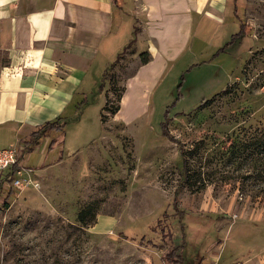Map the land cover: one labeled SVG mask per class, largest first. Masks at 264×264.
Listing matches in <instances>:
<instances>
[{
  "label": "rangeland",
  "instance_id": "rangeland-1",
  "mask_svg": "<svg viewBox=\"0 0 264 264\" xmlns=\"http://www.w3.org/2000/svg\"><path fill=\"white\" fill-rule=\"evenodd\" d=\"M206 3L176 0L175 44L155 78L151 54L149 76L139 75L151 42L138 47L148 5L134 6L140 28L113 79H95L64 133L54 130L33 156L23 150L13 178L31 186L0 185V264H168L184 241V264H264V199L242 195L236 165L223 166L226 152L264 125V0ZM243 24L246 35L234 40ZM207 156L215 174L204 184ZM175 201L181 220L170 217Z\"/></svg>",
  "mask_w": 264,
  "mask_h": 264
},
{
  "label": "crops",
  "instance_id": "crops-1",
  "mask_svg": "<svg viewBox=\"0 0 264 264\" xmlns=\"http://www.w3.org/2000/svg\"><path fill=\"white\" fill-rule=\"evenodd\" d=\"M164 1L161 6V0H0V149L22 147L46 123L61 119L67 124L76 116L82 100L97 88L95 79H104L140 28L133 12L136 4L148 5L149 21L138 30L136 41L141 47L147 37L151 42L147 52L153 57L139 75L145 76L148 67L155 78L158 63L176 37L170 25L176 0ZM192 1L197 9L207 4L183 0L184 6ZM163 25L167 29L162 35ZM133 91L126 93L122 104ZM58 133L50 131L40 142ZM54 142L39 158L41 167L57 153L62 138ZM37 147L31 148V156Z\"/></svg>",
  "mask_w": 264,
  "mask_h": 264
},
{
  "label": "trees",
  "instance_id": "trees-1",
  "mask_svg": "<svg viewBox=\"0 0 264 264\" xmlns=\"http://www.w3.org/2000/svg\"><path fill=\"white\" fill-rule=\"evenodd\" d=\"M246 25L243 24L241 26V30L237 35H234V40H240L246 35L245 32ZM135 44V38L130 41L128 46L123 50V52L118 56L117 60L112 64L111 67L107 68L104 74V81H109L113 79V75L111 72L113 71L116 64L122 59L123 56H125L130 47ZM141 61L142 65H147L149 60V53H143L141 54ZM120 110H118L119 112ZM116 112V113H118ZM66 123H62L61 119L55 121V122H49L44 125L40 130L37 132H34L31 135L30 141L24 143V147L27 148L29 154L31 155L34 150L31 148H34V146H39L40 140L46 136V134L50 131H64L66 127ZM166 136L170 139V134L168 131L165 132ZM55 145V142L52 141L49 144L48 151H50ZM225 157V164H232L236 165V168L232 172V176H236L239 179L240 182V188L239 191L242 195H247L250 198H262L264 199V188L256 187L258 183L264 182V125H261L260 127H257L255 130H251L250 133H246L244 135L243 141L239 143V145H233L223 156ZM215 158L207 156L205 158V164L207 167L212 170L207 175V178H204V184L211 183V175L215 174V171H213V165L215 162ZM184 165L187 167V161L186 158L184 159ZM246 166L247 169H243V167ZM17 167L13 170L10 176H13L15 174ZM251 170V171H250ZM230 175H226L223 178H234ZM13 194L12 191L9 192V196L5 199L4 206L8 207V200L10 196ZM1 214V209H0ZM184 215V211H181L176 207V201H175V209L174 213L170 216L173 219H180ZM225 218H217L216 221H224ZM124 240L128 239V236L126 234H122L121 236ZM186 248L187 244L186 241H184L179 247L173 249L170 253H168L165 258L168 264H184L185 263V255H186ZM185 250V251H184ZM198 264H204L203 259Z\"/></svg>",
  "mask_w": 264,
  "mask_h": 264
},
{
  "label": "built area",
  "instance_id": "built-area-1",
  "mask_svg": "<svg viewBox=\"0 0 264 264\" xmlns=\"http://www.w3.org/2000/svg\"><path fill=\"white\" fill-rule=\"evenodd\" d=\"M23 150L28 152L27 148L24 146H13L0 149V184L8 183L9 188L17 189L31 186L30 181H24V179L16 180L13 178L14 175L20 173V171L24 169L23 164L25 163V156L23 155ZM16 167L15 174L10 176Z\"/></svg>",
  "mask_w": 264,
  "mask_h": 264
}]
</instances>
